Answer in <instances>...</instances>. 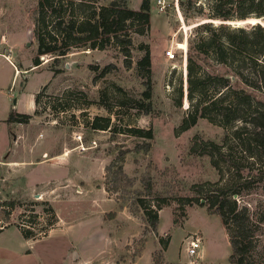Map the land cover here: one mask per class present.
Returning <instances> with one entry per match:
<instances>
[{"label":"rangeland","instance_id":"rangeland-1","mask_svg":"<svg viewBox=\"0 0 264 264\" xmlns=\"http://www.w3.org/2000/svg\"><path fill=\"white\" fill-rule=\"evenodd\" d=\"M0 1L8 5L3 46L8 52L14 46V29L22 34L16 63L23 66L36 50L31 31L36 0ZM125 1L139 8L142 0ZM210 2L149 0L147 27L131 32L129 66L117 44L102 49L73 46L59 64L48 53L39 56L40 66L29 73L22 87L28 93L46 85L39 88L28 121L7 123L10 145L0 176V227L18 223L37 238L25 240L17 225L0 235V240L14 242L20 251L29 249L19 258L23 264H133L142 253L150 257L138 259V264H190L193 258L194 264H237L229 260L232 247L220 215L208 212L205 204L182 199L194 195L193 183L219 177L207 155L190 151L192 136L221 142L231 132L207 117L179 129L189 106L183 74L185 50L197 24L212 19ZM237 18L233 10L229 20H212L249 24ZM249 20L255 21L254 17ZM169 47L175 51L173 58L165 55ZM146 49L149 64L141 62ZM52 64L61 70L53 72ZM0 70H8L1 60ZM22 79L20 75L12 82L15 97ZM146 80L151 84L149 99L142 95ZM179 87L181 104L175 101ZM135 99L143 100L146 107H134ZM95 115H109L112 129L92 127ZM133 127H151L153 137L137 135L130 130ZM4 135L0 125V146ZM27 136L35 140H24ZM228 140L238 154L241 148L231 135ZM243 162L241 171L249 179L237 197L250 214L243 264H264V172L258 171L255 162ZM25 169H31L34 179ZM27 180L35 184L29 187L24 184ZM156 196L167 197L169 203L158 209L153 229L138 198L154 204ZM110 211L115 212L113 217ZM193 232L202 235L203 259L185 251ZM168 240L165 253L175 262L164 256Z\"/></svg>","mask_w":264,"mask_h":264},{"label":"trees","instance_id":"trees-1","mask_svg":"<svg viewBox=\"0 0 264 264\" xmlns=\"http://www.w3.org/2000/svg\"><path fill=\"white\" fill-rule=\"evenodd\" d=\"M210 9L212 19L220 17L229 20L234 10L239 17L237 19L242 21L252 17L264 20V0H211ZM212 19L199 22L189 41L186 51V96L189 106L179 129L194 124L198 117H207L225 128H231V132H227L221 142L199 134L192 136L190 151L207 155L211 165L218 170L219 177L193 183L194 195L182 199L186 203L194 200L205 204L208 212L220 215L232 247L229 260L243 264L245 239L250 236L249 210L245 204L239 203L237 197L246 179H249L241 171L246 165L243 160L255 162L258 171L264 172V26L260 22L230 25ZM32 23L36 39L32 57L34 65L42 62L39 58L41 54L52 55V61L59 64L73 46L102 49L117 44L125 56V64L129 66L131 32H143L147 27L149 0H142L139 8L130 7L125 0H110L107 3L99 0H36ZM141 62L150 63L148 49ZM49 68L53 72L61 70L55 64ZM145 84L142 95L149 99L150 81L146 80ZM178 91L175 101L181 104L182 89L179 87ZM39 93L40 90L35 93V102ZM133 105L136 108L146 107L140 99H135ZM30 117L31 113L11 108L5 121H28ZM90 124L103 129H112L113 125L109 115H95ZM130 130L148 139L153 137L151 127H133ZM229 135L241 148L237 150L238 154L228 140ZM138 201L154 229L158 222V209L168 204L169 199L156 196L154 204L143 197H139ZM114 215V211L109 212V216ZM4 217L6 221L10 220L9 213L6 212ZM16 225L24 237L35 238L30 230L18 223ZM3 227L5 225L0 229Z\"/></svg>","mask_w":264,"mask_h":264},{"label":"crops","instance_id":"crops-1","mask_svg":"<svg viewBox=\"0 0 264 264\" xmlns=\"http://www.w3.org/2000/svg\"><path fill=\"white\" fill-rule=\"evenodd\" d=\"M5 1L1 2L0 1V33H5V31L2 30V28H4V24H5V14L7 12V8L5 3ZM32 31V30H31ZM15 32L16 29L13 30L12 32V36H13V47H10V51L8 52V50L6 48H4V42L1 39L0 36V60L1 62L3 61L5 63V65H7L8 70L6 72H4L3 70H0V125H2L5 128V135L2 137V144L0 146V176L3 173V169L5 167V165H7V161H5L4 156L7 153V149H9V140L7 138V123L5 121V119L8 116V113L10 111L11 108L19 111V112H28L33 114L35 107H36V102H35V93L39 91L40 87H43L46 85V82L43 84H40L37 88H35L33 91L25 93V91H23V85L22 84H26L27 80H28V75L29 73L34 70L37 69L41 63L34 65L32 62V57L34 56V54L32 55L31 59H30V63L27 62L26 64L22 65H17L16 61L19 60V54L17 53V49L19 47V42L20 39L22 38V34H16ZM36 45L34 44V50H35ZM35 53V51H34ZM24 68V69H23ZM25 71V72H24ZM23 75V79L20 81V91L18 92V95L15 97L14 94V90L12 87V82L15 80H17V78ZM24 140H35V138L32 136H27ZM23 157L19 158V162L22 163ZM16 161H18V159H15ZM25 172L27 173V175H29L31 178L33 177L34 179V173L31 172V169H25ZM23 173V172H22ZM27 177V176H26ZM29 187H32L35 182L32 180H27L25 181ZM65 185V184H64ZM16 225L14 224H10L7 225L5 227H3L2 229H0V235H2L3 233H5V231H8V229H11L12 227H15ZM18 228V231L20 232V235L28 241H33L35 239L32 238H26L23 236L20 228L18 226H16ZM53 228H51L50 230H52ZM49 230V231H50ZM159 233L160 230L158 229ZM49 233V232H48ZM47 235V234H46ZM45 236V235H44ZM41 238V237H39ZM170 240V238H169ZM169 240L167 243V246L169 244ZM166 248L164 249V256L165 259H167L170 262H175V261H171L169 260V258L166 256ZM17 246L15 245L14 242H8V241H2V239L0 240V264H23V261H21L19 258H21L25 253L29 252V249H26L24 251H20V249L16 248ZM205 250L203 249V247L201 246L198 255L201 257V259H203V256L205 254L204 252ZM145 254L142 253L141 255L137 256V258L135 259V261L133 262V264H138V259H145ZM20 260V261H19ZM26 264V262L24 263ZM150 264V263H149Z\"/></svg>","mask_w":264,"mask_h":264},{"label":"built area","instance_id":"built-area-1","mask_svg":"<svg viewBox=\"0 0 264 264\" xmlns=\"http://www.w3.org/2000/svg\"><path fill=\"white\" fill-rule=\"evenodd\" d=\"M5 36H6L5 33H1V39L3 41H5ZM185 53H186V50H185ZM165 55L167 56V58H173L175 55V51L173 50V48L169 47L168 49L165 50ZM185 58H186V55H185ZM201 246H202V235L199 234L198 232H193L188 236L186 240V245L184 248L188 256L197 257L199 256L198 252ZM189 261H190L189 262L190 264L195 263L194 258L190 259Z\"/></svg>","mask_w":264,"mask_h":264},{"label":"water","instance_id":"water-1","mask_svg":"<svg viewBox=\"0 0 264 264\" xmlns=\"http://www.w3.org/2000/svg\"><path fill=\"white\" fill-rule=\"evenodd\" d=\"M246 19H248L247 21H244V22H241V23H255V22H260L263 26H264V20L262 19V18H257V17H254V19H255V21L253 22H249V21H251V20H249L250 18H246ZM212 21H214V20H212ZM239 23V22H238ZM241 23H239V24H241ZM27 44H30V41L29 40H27V42H26ZM183 70V69H182ZM183 74H184V80H185V98H186V72L183 70Z\"/></svg>","mask_w":264,"mask_h":264},{"label":"bare ground","instance_id":"bare-ground-1","mask_svg":"<svg viewBox=\"0 0 264 264\" xmlns=\"http://www.w3.org/2000/svg\"><path fill=\"white\" fill-rule=\"evenodd\" d=\"M186 40V39H185ZM186 59V58H185ZM184 71L186 72V64L184 65ZM186 100V98H185ZM187 101V100H186ZM66 153V152H65Z\"/></svg>","mask_w":264,"mask_h":264}]
</instances>
